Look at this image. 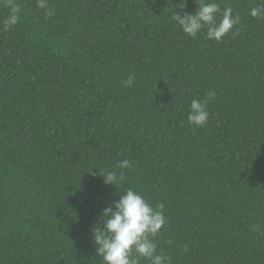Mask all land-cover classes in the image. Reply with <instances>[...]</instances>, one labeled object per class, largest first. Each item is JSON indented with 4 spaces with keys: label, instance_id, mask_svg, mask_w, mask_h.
<instances>
[{
    "label": "trees",
    "instance_id": "trees-1",
    "mask_svg": "<svg viewBox=\"0 0 264 264\" xmlns=\"http://www.w3.org/2000/svg\"><path fill=\"white\" fill-rule=\"evenodd\" d=\"M17 2L7 31L0 2V264H104L91 229L129 186L164 203L155 239L171 264H264L258 0H217L241 17L219 42L172 21L184 0H49L48 18ZM209 91L207 126L189 125Z\"/></svg>",
    "mask_w": 264,
    "mask_h": 264
},
{
    "label": "clouds",
    "instance_id": "clouds-1",
    "mask_svg": "<svg viewBox=\"0 0 264 264\" xmlns=\"http://www.w3.org/2000/svg\"><path fill=\"white\" fill-rule=\"evenodd\" d=\"M8 9V15L2 22V30L7 31L21 19V5L17 0H0ZM196 8L193 12H185L186 0L179 3L180 12L174 10L171 19L182 31L192 37L206 29V38L221 41L235 26L241 23L239 14H234L231 6L221 9L217 0H195ZM39 9L44 10L45 17L54 16L49 0H36ZM183 13V14H181ZM249 15L264 19V0H258L256 6L249 10ZM135 74H129L122 83L126 87L133 85ZM207 99H192L189 105L187 121L194 127L207 126L209 111L208 102L215 97V93H206ZM117 168H131L129 159L117 163ZM104 183L116 185L118 176L116 171H101ZM123 179V173L119 174ZM124 194L112 199L102 209L99 221L91 229V242L96 254L102 258L104 264H141V260L150 264H171L170 257L157 252L156 237L168 223L164 214V203L153 205L142 192L134 187H127ZM115 195V194H114ZM102 225V226H101ZM253 232H259L260 225L251 226ZM187 252V245L184 246Z\"/></svg>",
    "mask_w": 264,
    "mask_h": 264
}]
</instances>
